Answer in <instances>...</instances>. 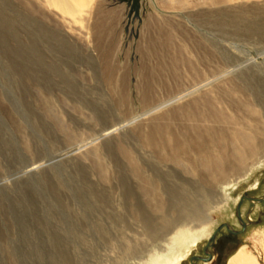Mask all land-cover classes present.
Wrapping results in <instances>:
<instances>
[{
	"label": "rangeland",
	"instance_id": "1",
	"mask_svg": "<svg viewBox=\"0 0 264 264\" xmlns=\"http://www.w3.org/2000/svg\"><path fill=\"white\" fill-rule=\"evenodd\" d=\"M163 1L0 0V264H191L264 198V162L223 189L243 162L196 158L237 129L264 146V36L201 48L222 36L185 35ZM241 212L195 264H264V202Z\"/></svg>",
	"mask_w": 264,
	"mask_h": 264
},
{
	"label": "bare ground",
	"instance_id": "2",
	"mask_svg": "<svg viewBox=\"0 0 264 264\" xmlns=\"http://www.w3.org/2000/svg\"><path fill=\"white\" fill-rule=\"evenodd\" d=\"M91 1L92 0H46L50 6H55L64 14L71 16H75L78 12L84 10V7L90 5ZM163 3L170 13L169 16L167 15L169 22L172 23L174 28L177 27L184 32L185 35H189L192 32L203 34L205 31H209L213 34L222 36L223 40L208 38L195 40L201 48L215 47L217 50L219 48L224 50L228 49L227 44L230 46L231 44L229 41L234 37L264 36V0H164ZM178 20H183L184 22ZM253 111L259 113L260 109L255 107ZM116 130L118 129L108 130L106 136L114 134ZM231 136H221L222 138H219V141L224 140V142H228L231 149L227 146L220 145V142H217V138L214 143L199 146L200 148L196 151L197 160L200 163H204L207 167L217 166L220 171L222 170L223 172L230 157H236L242 161V167H246H244V171H248L256 164L264 162V146L256 133H252V131L251 133H245L237 129L233 131ZM213 140L214 138L212 135L210 141ZM42 166L43 165L39 164L34 165L31 170L41 168ZM244 171L241 169L234 171V174L232 173V176H234L233 179L238 177L242 179L245 177L246 174L243 177L241 176ZM233 179L222 188L224 189L235 184ZM189 230L191 231L192 229ZM182 234V231L178 232L176 236L173 237V242L175 243L178 242V240L181 241L183 238L185 239V235L183 236ZM194 237L193 242L196 240L197 235L195 234ZM161 257L162 256L155 254L153 258H151V261L153 264H178L184 257V254L180 253L173 258H169L173 259L170 260V262L169 259L160 260ZM227 264H260V262L255 255L247 250L241 249L231 256Z\"/></svg>",
	"mask_w": 264,
	"mask_h": 264
},
{
	"label": "water",
	"instance_id": "3",
	"mask_svg": "<svg viewBox=\"0 0 264 264\" xmlns=\"http://www.w3.org/2000/svg\"><path fill=\"white\" fill-rule=\"evenodd\" d=\"M247 170L241 175L242 177L245 176V174H247ZM250 173V172H249ZM235 183H238L241 179L238 178H234L233 179ZM231 181H228L226 183L229 184ZM245 199H249L252 200L254 202H264V198H255V197H250V196H243L240 199V203L238 206V217L240 219V221L242 222V226L243 228L241 230H236V229H232L231 226L228 223H223L222 225H220L211 235V237L209 238L208 243L205 245L204 248V254L205 256H200V255H194L193 257H191V264H195V261H204V262H209L213 259V255L209 252V248L212 246V244L216 241V237L218 235V233L223 230L224 228L227 229L230 233L232 234H240L243 231H245L246 227H247V222L245 221V219L242 216V212H241V205L243 203V201ZM219 202H222V200L220 199L219 201H215L214 204H218Z\"/></svg>",
	"mask_w": 264,
	"mask_h": 264
},
{
	"label": "flooded vegetation",
	"instance_id": "4",
	"mask_svg": "<svg viewBox=\"0 0 264 264\" xmlns=\"http://www.w3.org/2000/svg\"><path fill=\"white\" fill-rule=\"evenodd\" d=\"M245 200H246V199H245ZM245 200H244V201H245ZM244 201H243V202H244ZM242 204H243V203H242ZM205 263H206V262H205Z\"/></svg>",
	"mask_w": 264,
	"mask_h": 264
}]
</instances>
